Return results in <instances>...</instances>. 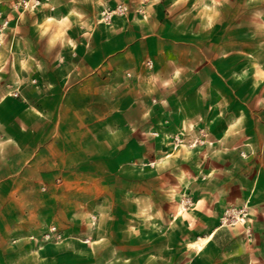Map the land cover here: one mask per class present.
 Masks as SVG:
<instances>
[{"label": "rangeland", "instance_id": "rangeland-1", "mask_svg": "<svg viewBox=\"0 0 264 264\" xmlns=\"http://www.w3.org/2000/svg\"><path fill=\"white\" fill-rule=\"evenodd\" d=\"M18 1L0 0V264H264V0H214L187 63L165 59L171 38L103 64L84 159L53 143L85 69L77 43L51 0Z\"/></svg>", "mask_w": 264, "mask_h": 264}, {"label": "crops", "instance_id": "crops-1", "mask_svg": "<svg viewBox=\"0 0 264 264\" xmlns=\"http://www.w3.org/2000/svg\"><path fill=\"white\" fill-rule=\"evenodd\" d=\"M143 1L148 2L143 3ZM213 1L51 0L54 8L46 9L45 16L61 22L62 31L68 33V40L77 43L78 64L85 66L78 82L69 86L64 93L71 121L68 120L66 125L63 123L62 128L65 129L63 134L68 139L60 136L57 140H53V143H76L78 151H83L81 158L84 159L83 146L87 143L86 128L91 125L95 129L96 122L101 116L99 104L102 94L100 82L102 65H111L113 71L110 73H117L118 65L131 61L135 63L146 53L155 58L159 52L158 45L166 42L167 46H171L169 40L171 38L175 42L173 44L175 51L171 54L169 48L163 50L165 59L173 57L178 58L181 64L187 63L185 58L192 59L194 57L192 52L201 46L197 34L200 31H207L210 21L213 24L212 17L215 16ZM219 1L221 6H216L217 12L224 9V4L228 0ZM119 3H126L129 6L125 17H115L110 24H103L101 21L103 9L115 8ZM208 17L211 19L208 20ZM61 78H70V73L66 75L63 72ZM91 81H93L92 90L86 88V83ZM184 88L177 86L175 88L177 95H184ZM73 96L78 97L76 104L72 103ZM39 135L41 137L38 136V139L43 138L42 132ZM20 140L15 139V143H21ZM43 150L41 149L42 152ZM212 232L214 234L210 237ZM212 232L207 236L210 239L215 237V231ZM199 239H203V236ZM195 241L198 242V239L191 241L190 244ZM204 248L202 246L200 250L198 249L196 256L199 257L196 260L203 261V257L207 258L210 255Z\"/></svg>", "mask_w": 264, "mask_h": 264}, {"label": "built area", "instance_id": "built-area-1", "mask_svg": "<svg viewBox=\"0 0 264 264\" xmlns=\"http://www.w3.org/2000/svg\"><path fill=\"white\" fill-rule=\"evenodd\" d=\"M40 2V0H34V4H38ZM29 3V0H19L16 4L19 5V4H25L27 5ZM120 9L123 10L124 7L120 6ZM110 14V12H108ZM147 63L148 64H151V60L148 59L147 60Z\"/></svg>", "mask_w": 264, "mask_h": 264}, {"label": "bare ground", "instance_id": "bare-ground-1", "mask_svg": "<svg viewBox=\"0 0 264 264\" xmlns=\"http://www.w3.org/2000/svg\"><path fill=\"white\" fill-rule=\"evenodd\" d=\"M214 234V232H212L211 234H210V237L212 236ZM202 246V243H199V247H201Z\"/></svg>", "mask_w": 264, "mask_h": 264}, {"label": "snow or ice", "instance_id": "snow-or-ice-1", "mask_svg": "<svg viewBox=\"0 0 264 264\" xmlns=\"http://www.w3.org/2000/svg\"><path fill=\"white\" fill-rule=\"evenodd\" d=\"M178 74V73H177Z\"/></svg>", "mask_w": 264, "mask_h": 264}]
</instances>
